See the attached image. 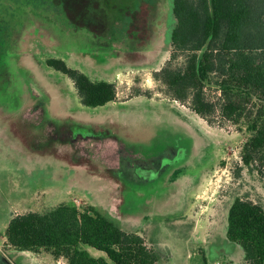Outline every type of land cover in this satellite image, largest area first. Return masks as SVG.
<instances>
[{
  "label": "rangeland",
  "instance_id": "1",
  "mask_svg": "<svg viewBox=\"0 0 264 264\" xmlns=\"http://www.w3.org/2000/svg\"><path fill=\"white\" fill-rule=\"evenodd\" d=\"M174 24L172 0H0V240L14 216L68 204L138 233L159 264H243L228 212L237 195L264 205V177L237 174L243 126L200 118L154 80ZM51 60L113 83L116 102L84 107ZM8 249L0 264L59 261Z\"/></svg>",
  "mask_w": 264,
  "mask_h": 264
},
{
  "label": "trees",
  "instance_id": "2",
  "mask_svg": "<svg viewBox=\"0 0 264 264\" xmlns=\"http://www.w3.org/2000/svg\"><path fill=\"white\" fill-rule=\"evenodd\" d=\"M172 15L170 58L154 72V80L166 88L172 101L189 105L200 118L210 121L218 113L243 126L250 135L237 174L246 169L264 177V0H172ZM49 65L72 80L84 107L116 102L113 83L92 81L62 60H51ZM211 91L218 95V104L209 98ZM5 236L12 250L43 249L66 264H159L161 260L160 252L150 249L142 236L123 231L94 207L81 212L61 204L45 213L17 215ZM226 237L242 247L243 264H264V205L249 195L234 197ZM85 247L106 258L92 257Z\"/></svg>",
  "mask_w": 264,
  "mask_h": 264
},
{
  "label": "built area",
  "instance_id": "3",
  "mask_svg": "<svg viewBox=\"0 0 264 264\" xmlns=\"http://www.w3.org/2000/svg\"><path fill=\"white\" fill-rule=\"evenodd\" d=\"M4 239V240H3ZM2 240H0V251H3V247L5 246V244L7 245L8 244V240H7V237H4ZM64 259H60L58 261V264H66L64 263Z\"/></svg>",
  "mask_w": 264,
  "mask_h": 264
},
{
  "label": "crops",
  "instance_id": "4",
  "mask_svg": "<svg viewBox=\"0 0 264 264\" xmlns=\"http://www.w3.org/2000/svg\"><path fill=\"white\" fill-rule=\"evenodd\" d=\"M129 16H130V15H129ZM8 248H9V246H8ZM8 250H12V249L9 248ZM13 251H15V250H13ZM42 251H45V250L41 249L39 252L34 253V254H37V255H43V254H42ZM19 252H20V251H19ZM25 252H26V253H29V254H30V253H33V252H28V251H25ZM45 252H47V251H45ZM47 253H48V252H47ZM53 259H54V258H53ZM58 260H60V259H58ZM49 264H55V263H54V261H52V263L49 262Z\"/></svg>",
  "mask_w": 264,
  "mask_h": 264
}]
</instances>
